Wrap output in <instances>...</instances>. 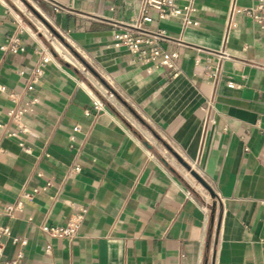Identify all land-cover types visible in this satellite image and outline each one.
Returning <instances> with one entry per match:
<instances>
[{
	"label": "crops",
	"instance_id": "crops-1",
	"mask_svg": "<svg viewBox=\"0 0 264 264\" xmlns=\"http://www.w3.org/2000/svg\"><path fill=\"white\" fill-rule=\"evenodd\" d=\"M147 1L0 0V227L27 240L7 237L4 258L264 264V28L243 14L227 24L232 5L256 0H197L187 28L150 8L146 26L179 54L174 77L110 46ZM12 37L23 50L1 49ZM12 108L26 109V131ZM81 209L76 239L41 229Z\"/></svg>",
	"mask_w": 264,
	"mask_h": 264
},
{
	"label": "built area",
	"instance_id": "built-area-1",
	"mask_svg": "<svg viewBox=\"0 0 264 264\" xmlns=\"http://www.w3.org/2000/svg\"><path fill=\"white\" fill-rule=\"evenodd\" d=\"M150 8L156 12V19H179L184 28L190 26H197L199 21L196 17L197 12V0H148L144 3L139 19L134 23L124 25L120 29L116 30L112 35V48H125L133 55V60L147 65V72L151 73L154 68L163 67L171 72L172 76H176L179 71V54L176 52H170L163 46V41H171V37L161 29H150L146 26L153 22L155 19L151 13ZM243 14L250 17L259 26L264 28V0H256V3L252 7H239L232 5L228 16V27L235 28L238 26L236 16ZM4 52L12 51L18 52L23 50L19 45V40L16 37L10 38L6 43L1 46ZM48 59H44L46 63ZM38 74L41 73V67L36 68ZM5 91V87L1 88ZM28 89H32L29 86ZM13 100H18L19 97L16 94H11ZM97 108H102L103 105L100 101L95 103ZM26 109L12 108L9 111V116L15 121L21 131H26L24 125V114ZM11 136H17V132L14 131ZM51 183H47L43 190H46ZM34 192H39L38 189H34ZM26 196H29L26 194ZM21 203L16 205H8L4 209V213L12 216L15 209L19 208ZM87 210L81 209L77 213L73 214L65 224L62 225H49L43 224L41 229L47 234L53 237H67L69 239H76L79 236L80 228L85 219ZM12 236L10 226L3 225L0 227V263L1 264H18L22 256L20 254L16 258H4V240L7 237ZM15 243H21L25 245L26 239L19 237H13ZM49 252V247L47 248Z\"/></svg>",
	"mask_w": 264,
	"mask_h": 264
},
{
	"label": "rangeland",
	"instance_id": "rangeland-1",
	"mask_svg": "<svg viewBox=\"0 0 264 264\" xmlns=\"http://www.w3.org/2000/svg\"><path fill=\"white\" fill-rule=\"evenodd\" d=\"M14 2H17V3H19L20 4V0H13ZM21 5V4H20ZM35 15V14H34ZM34 19H35V21L38 23V25L40 26V27H43L45 24H44V22L37 16V15H35V16H32ZM36 17H37V19H39L42 23H40V22H38V20L36 19ZM46 26V25H45ZM46 28H48V27H46ZM50 32H51V34L52 35H50L51 36V38L53 39V41H54V45L55 44H60V42L66 47V45L54 34V33H52V31L50 30ZM67 48V47H66ZM67 50L71 53V55L73 56V62L74 63H76L77 65H79L80 67H82V65H83V63L80 61V59L78 58V57H76L71 51H70V49L69 48H67ZM88 69L86 68V71H87Z\"/></svg>",
	"mask_w": 264,
	"mask_h": 264
},
{
	"label": "bare ground",
	"instance_id": "bare-ground-1",
	"mask_svg": "<svg viewBox=\"0 0 264 264\" xmlns=\"http://www.w3.org/2000/svg\"><path fill=\"white\" fill-rule=\"evenodd\" d=\"M58 49H59L60 51H62V49H61V47H60V46H58Z\"/></svg>",
	"mask_w": 264,
	"mask_h": 264
},
{
	"label": "water",
	"instance_id": "water-1",
	"mask_svg": "<svg viewBox=\"0 0 264 264\" xmlns=\"http://www.w3.org/2000/svg\"><path fill=\"white\" fill-rule=\"evenodd\" d=\"M56 36L58 37L59 35L56 33ZM83 61V60H82ZM85 63V62H84Z\"/></svg>",
	"mask_w": 264,
	"mask_h": 264
},
{
	"label": "trees",
	"instance_id": "trees-1",
	"mask_svg": "<svg viewBox=\"0 0 264 264\" xmlns=\"http://www.w3.org/2000/svg\"><path fill=\"white\" fill-rule=\"evenodd\" d=\"M76 54V53H75ZM78 56V55H77ZM80 58V57H79Z\"/></svg>",
	"mask_w": 264,
	"mask_h": 264
}]
</instances>
